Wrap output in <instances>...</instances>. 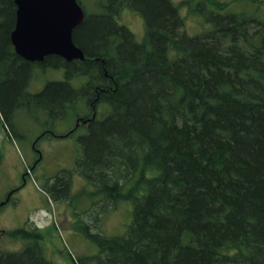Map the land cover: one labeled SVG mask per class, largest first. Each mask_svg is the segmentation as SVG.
Wrapping results in <instances>:
<instances>
[{"label": "trees", "instance_id": "obj_1", "mask_svg": "<svg viewBox=\"0 0 264 264\" xmlns=\"http://www.w3.org/2000/svg\"><path fill=\"white\" fill-rule=\"evenodd\" d=\"M77 1L84 18L72 38L84 59L30 62L11 43L14 0H0L5 127L19 105L36 103L58 119L74 112V126L44 134L85 128L74 168L47 178L43 189L69 203L100 197L92 225L82 229L97 252L75 263L264 264V20L203 0L215 7L212 28L189 36L170 0H98L94 13ZM124 8L141 14V41L118 22ZM45 69L65 78L30 92ZM75 173L93 189L73 193ZM119 202L132 204L131 221L123 234L107 236L100 218ZM2 235L24 246L0 250V264H55L34 224Z\"/></svg>", "mask_w": 264, "mask_h": 264}, {"label": "rangeland", "instance_id": "obj_2", "mask_svg": "<svg viewBox=\"0 0 264 264\" xmlns=\"http://www.w3.org/2000/svg\"><path fill=\"white\" fill-rule=\"evenodd\" d=\"M79 1L90 13L100 9L98 0ZM170 1L183 18L187 35L194 36L212 28L207 16L209 11L215 10L213 4L205 3L207 10L204 11L203 0ZM215 1L227 3L231 11H245L264 20V0ZM118 22L129 28L136 41L142 40L144 22L141 14L124 8L120 11ZM64 78L61 70H39L35 73L29 90L37 92L47 81ZM81 81L80 78L72 80V83L78 84ZM39 106L36 103L19 105L11 119L10 131L5 127L0 115V250H22V241L1 234L3 231L25 227L26 224L32 225L35 222L44 237L42 248L45 256L55 264H76V257L97 252V246L85 236L82 229L85 224L90 227L91 216L96 215L94 210L98 212L100 205L96 204L92 208V201L98 202L100 197L83 194L84 196L76 197L69 203L52 199L43 189L47 178L53 177L63 169L74 168L75 159L81 152L78 138L85 132V128L79 127L67 137L44 134V131L51 127L55 132L64 133L76 124V120L72 109L68 110L66 119H58L55 117L57 114L53 116L39 109ZM77 106L81 110L84 109L80 102ZM72 186L73 193H84L93 189L84 177L76 173L72 178ZM131 215L132 204L119 202L100 218V230L107 236L121 235L127 229ZM46 217H50L47 224Z\"/></svg>", "mask_w": 264, "mask_h": 264}, {"label": "water", "instance_id": "obj_3", "mask_svg": "<svg viewBox=\"0 0 264 264\" xmlns=\"http://www.w3.org/2000/svg\"><path fill=\"white\" fill-rule=\"evenodd\" d=\"M15 28L10 35L15 53L26 61L42 62L49 55L67 61L84 59L74 43L73 29L84 18L77 0H14Z\"/></svg>", "mask_w": 264, "mask_h": 264}, {"label": "crops", "instance_id": "obj_4", "mask_svg": "<svg viewBox=\"0 0 264 264\" xmlns=\"http://www.w3.org/2000/svg\"><path fill=\"white\" fill-rule=\"evenodd\" d=\"M49 220H50V217H46V218H45L46 224L49 222ZM34 223H35V222H34ZM35 225H36L38 228H40L36 223H35ZM41 227H42V225H41ZM60 262H62V261H60Z\"/></svg>", "mask_w": 264, "mask_h": 264}]
</instances>
